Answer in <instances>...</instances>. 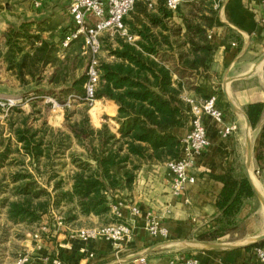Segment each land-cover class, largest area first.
I'll use <instances>...</instances> for the list:
<instances>
[{
    "label": "trees",
    "instance_id": "1",
    "mask_svg": "<svg viewBox=\"0 0 264 264\" xmlns=\"http://www.w3.org/2000/svg\"><path fill=\"white\" fill-rule=\"evenodd\" d=\"M199 2L182 0L190 10L180 7L182 24L171 26L174 13L166 7L165 0H157L154 9L138 0L124 21L130 33L140 38L130 43L120 35L114 36V42L101 37L102 50L114 59H101L97 98L105 96L103 102L112 108L111 113L118 108L112 119L115 127L104 123L95 128L88 115L70 123L72 136L86 151L74 161L77 169L72 190L64 189L60 180L54 186L55 196L51 197L32 174H16L13 181L17 199L8 203L11 221L39 222L52 206L58 208L63 203L72 206L64 217L67 223L77 219L73 212L76 210L85 216H107L118 202L116 193L132 189L143 162H166L182 155V138L176 130L191 122V106L183 93L193 90L200 97L211 96L205 95L199 81L212 78L217 45L211 41L210 30L222 25L219 10L212 2L202 0L207 11L199 7L201 12L197 13L195 7ZM62 23L46 19L24 21L19 26L10 25L3 34L0 60L21 86L31 87L35 95L84 94L87 72L78 75L79 65L85 59L84 40L79 37L64 47L63 41L77 26L74 20L72 24ZM48 31L49 38H44ZM56 87L61 88L59 92ZM261 110L260 105L248 107L253 126ZM16 135L36 165L42 156H51L53 143L44 149L43 139L36 140L35 132L19 129ZM67 139H71L70 134L61 139V145ZM257 160L264 168L263 142L257 150ZM217 178L223 183L216 201L220 213L214 227L195 237L199 241L215 242L238 229L243 205L255 196L247 173L229 169ZM263 245L264 241H260L247 248Z\"/></svg>",
    "mask_w": 264,
    "mask_h": 264
},
{
    "label": "crops",
    "instance_id": "2",
    "mask_svg": "<svg viewBox=\"0 0 264 264\" xmlns=\"http://www.w3.org/2000/svg\"><path fill=\"white\" fill-rule=\"evenodd\" d=\"M262 1L222 0L218 12L222 25L210 30L211 41L217 45L211 68L212 78L200 80L199 83L206 96L217 95L218 105L225 113V125L236 123L238 129L230 137L224 138L219 132L221 124L210 117H205L211 145L197 157L195 166L190 170L191 174L196 176V182L187 184L182 193L176 196L171 190L173 175L167 167V162H143L132 189L118 191L115 195L117 201L122 203V221L132 228V240L121 244H113L103 239L81 241L73 236V229L106 224L107 221L112 223L117 219L113 212L100 217L94 214L81 215L76 210L73 212L77 213L78 217L67 223L69 228L58 226L54 222L55 215L64 217L72 208V206L63 205L48 215H44L40 221L47 226L43 249L36 247L30 234L23 242L17 240L20 245L25 246L24 251L31 253L29 264H54L56 257L62 259L63 264H137L136 259L140 256H146L149 264H169L174 258L180 256L196 257L198 264H258L254 258V248H247L249 246L247 244L264 235V170L259 176L254 173L262 164L257 160V150L260 144L264 143L262 136L264 132V60L253 74L245 75L250 73L256 63L264 58ZM30 3V8L35 12L32 18L25 20L21 15L23 11L20 4L7 1L6 4H9L10 8L5 7L0 10V33L4 34L10 25L19 26L24 21H40L58 16L63 21L62 18L67 20L71 17L68 13L70 1L46 0L41 8H36L33 0H30ZM62 9H65L64 13L63 11L60 13ZM173 20L182 24L180 23L182 19H178L175 13ZM126 25L130 30L129 25ZM57 32L58 29L55 30V33ZM133 35L136 42L140 37ZM49 36L50 31L43 34L44 38H49ZM61 56L64 57V52H61ZM101 56L105 58L104 53ZM113 59L109 56L105 60L112 61ZM0 66L2 67L0 86L6 85L10 78L13 80L12 83L19 87L18 89H22L20 81L7 70L3 60H0ZM49 71H52V68H49ZM3 94L0 93V99L7 98ZM187 96L200 97L193 90H185L183 98ZM101 99L98 105L105 106L107 110L112 111L111 107L102 102L106 100L105 96ZM230 101L248 116L250 105H260L262 109L255 126L252 124V129L257 135L252 140L253 156L250 167L247 165V122L242 113L233 109ZM117 111L118 108L115 113L111 114L114 116ZM190 128L191 122L186 128L177 129L176 132L183 138ZM2 136L7 140L3 144L0 143V170L11 165L15 156L23 152L15 127L12 125L5 127ZM69 167L68 164L66 172L68 184L65 189L71 191L73 174L77 168ZM241 167L255 185L257 192L254 197L245 202L239 213V228L234 233L238 239L233 242H224L236 244L238 247L205 249L202 245L196 246L193 243L206 241H199L195 237L214 227L215 218L220 213L216 201L223 188V183L217 176L229 169L239 172ZM132 207L138 208L140 213L133 214ZM4 210L8 223L15 226L14 222L9 221L8 208L5 207ZM150 216L158 218L162 225L168 228L167 238H152L148 235L146 222Z\"/></svg>",
    "mask_w": 264,
    "mask_h": 264
},
{
    "label": "built area",
    "instance_id": "3",
    "mask_svg": "<svg viewBox=\"0 0 264 264\" xmlns=\"http://www.w3.org/2000/svg\"><path fill=\"white\" fill-rule=\"evenodd\" d=\"M46 0H33L36 8H41ZM138 0H71L68 6V13L75 21L77 28L70 33L63 41V46L67 47L71 41L83 37V54L88 56L87 79L84 84V94H72L69 96L67 106L72 100H83L90 105L97 101V91L100 84V64L102 53L101 37L104 32L112 31L118 33L122 38L130 43H135V36L130 33L125 17L134 8ZM147 3L149 9H154L157 0H142ZM222 0H217L216 6H220ZM182 4V0H165L166 7L176 13ZM264 7V0L262 1ZM264 21V13L262 16ZM234 44V43H233ZM235 45V44H234ZM22 99L8 97L0 99V110L9 111L18 106ZM185 101L191 106V128L182 138L183 153L176 159L167 161V167L173 175L171 183L172 193L180 195L189 183L196 182V176L191 174L190 170L195 166L197 157L205 152L211 145L208 136V128L205 117H210L221 124L220 135L224 138L230 137L236 132L238 126L236 123L225 125L224 110L218 105L217 95L205 97L187 96ZM48 102L52 103L54 108L58 107L55 99L49 97ZM264 169L257 168L254 173L260 175ZM122 203L117 202L112 205V212L117 221L101 224L83 226L72 230L74 237L83 242L103 239L113 244H121L130 241L133 238L132 228L129 224L122 221ZM133 214H139L136 207L131 208ZM55 221L58 226L68 227L65 218L61 215H55ZM146 230L152 238L165 239L169 235L167 227L162 225L156 217H148ZM47 226L42 224L40 229L32 233V240L38 249H43V243L46 239ZM92 255V254H91ZM31 253L28 251L20 252L13 260L7 264H29ZM254 258L258 264H264V245L254 248ZM137 264H149L146 256H140L136 259ZM54 264H63L62 259L56 257ZM199 261L193 256H180L174 258L169 264H198Z\"/></svg>",
    "mask_w": 264,
    "mask_h": 264
},
{
    "label": "rangeland",
    "instance_id": "4",
    "mask_svg": "<svg viewBox=\"0 0 264 264\" xmlns=\"http://www.w3.org/2000/svg\"><path fill=\"white\" fill-rule=\"evenodd\" d=\"M7 1L9 3L11 2L20 4L23 11L21 15H23L25 20L33 17L35 11L30 8V0H0V10L5 9V4ZM69 1L70 0H66V2ZM209 1L212 2L215 9L219 10V6H216L217 0H207V2L205 3L209 4ZM201 2H199L195 7L196 10L201 7L203 11H207V9L205 8L206 6L202 5ZM181 9L188 11L190 10V7L187 6L186 8V6L182 4ZM64 10L65 9L60 10V13L62 11L64 13ZM179 10L175 13V16L178 19L181 18ZM199 12L201 11L198 9L197 13ZM60 13L57 14L62 15ZM59 17L60 16L56 18L45 19L48 21L53 20L55 22H63L64 25L73 23V19L71 17H69L67 20L62 18L63 21L60 20L61 18ZM13 23L17 24V22ZM180 23H182L181 20ZM176 24H178V22H175L172 19L170 25L173 26ZM115 35L119 34L113 33L112 31H106L103 33L102 38L107 37V40H111L114 42ZM2 37L3 33L1 32L0 49L2 47ZM103 53L105 54V58L101 56L102 60H105L110 56L107 50L103 49L101 54ZM83 57H85V59L84 61H82L83 66L79 65L78 75H81L82 72H84V74H86L87 72L89 63L88 56L86 54H83ZM81 66L84 68H82ZM1 68L2 67L0 66V78L2 77ZM12 81L13 80L9 78L6 82V85L0 86V93H4L3 95L7 96V98H21L22 101L19 102L18 106L10 109L9 111L0 110V143L3 144L7 140L2 136L5 127H10L12 125V127H15V131L19 129H29L30 132H35L37 134L36 140L43 139L44 149L47 148L50 142L53 143V145L50 152L51 156H42L40 158V162H38V164L36 165L32 157L23 149L22 144L23 152H19V154L15 156V160L11 165H8L5 169L0 170V264H7L11 260H13L20 252H23L25 246L23 244L20 245L17 240L23 242L24 240H26L28 234L32 236V233L38 231L40 229V226L42 225V223L40 222L41 220L39 222H35L37 224L20 222V225L18 226L16 225V223L15 226L12 223H8L4 208H8V203L10 201H14L17 199L15 195L16 183L13 181V177L16 174L20 173L32 174L39 185L46 188L50 192L51 197H54V186L58 181L62 180L64 189L68 184V174L66 173L68 164L70 165V167L75 166L74 161L80 159L81 157H83V155L86 154L84 147L79 145L76 139L72 136L68 125L75 121L81 120L84 115H88L91 124L95 128L101 127L104 123H108L112 128H114L115 122L112 119L117 115L116 113V115L113 116L111 112L105 108V106L100 107L98 105V102L102 100L101 98H97V101L93 105H90L83 100H72L71 104L67 106L66 104L70 95L53 96L47 94L45 95L43 93H38L37 95H35L36 93L32 91L31 87H23L22 89H18L19 87L14 85ZM60 89L61 88L56 87V90L58 92L60 91ZM49 97L57 101L58 107L54 108L52 106V103L48 102ZM94 107L96 109L98 108V110L94 109ZM68 134L71 135V139H67L66 142H62L63 144L61 145V139L63 140L65 135ZM256 135L257 134L253 130L252 140L255 139ZM244 167L245 166L243 165V168ZM237 173L244 174L246 172L241 167V170ZM63 205L65 204L63 203L61 206ZM61 206H58V208ZM58 208L52 206L49 210V213ZM9 221L11 220L9 219ZM108 223L111 222L107 221L106 224ZM235 231L227 234L226 236L215 242L224 243L235 241L236 239H238L234 234Z\"/></svg>",
    "mask_w": 264,
    "mask_h": 264
},
{
    "label": "water",
    "instance_id": "5",
    "mask_svg": "<svg viewBox=\"0 0 264 264\" xmlns=\"http://www.w3.org/2000/svg\"><path fill=\"white\" fill-rule=\"evenodd\" d=\"M7 9L10 8V5L9 4H6L5 6ZM264 60V58H262L259 62L256 63V65L254 66L253 70L248 73L247 75L245 76H249L251 74H253L256 69H257V66ZM233 109L237 112H240L244 115L245 119H246V122H247V126H248V137H247V165L248 167H250L251 165V162H252V156H253V146H252V122L250 120V117L243 111H241L235 104L234 102L230 101ZM252 183V181H251ZM253 185V189L255 192H257V189L255 187V185L252 183ZM264 240V235H261L260 237H258L256 240H254L253 242L251 243H248L247 245H250V244H254V243H257V242H260ZM195 244L196 246L197 245H202L203 248L205 249H222V248H229V249H233V248H236L238 247V245L236 244H226V243H214V242H195L193 243Z\"/></svg>",
    "mask_w": 264,
    "mask_h": 264
}]
</instances>
